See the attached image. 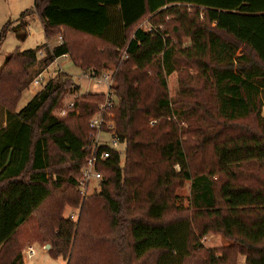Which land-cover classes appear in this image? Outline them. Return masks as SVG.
<instances>
[{
    "label": "trees",
    "instance_id": "obj_1",
    "mask_svg": "<svg viewBox=\"0 0 264 264\" xmlns=\"http://www.w3.org/2000/svg\"><path fill=\"white\" fill-rule=\"evenodd\" d=\"M31 17L40 20L45 40L62 32L61 43L41 61L46 46L16 50L5 57L1 80L40 62L44 70L64 55L81 71L97 73L116 61L114 101L103 115L125 144L124 164L117 154L99 164V192L81 203L77 180L88 157V125L103 95H82L59 118L53 112L64 96L79 89L65 73L20 112L15 109L27 84L0 90L9 108L0 128V264H24L16 236L38 212V233L27 241L42 248L47 242L48 252L65 264H235L237 255L245 264H264V0H34L3 25L0 47L8 33L25 41ZM73 37L95 43L90 56ZM181 38L189 39L187 47ZM178 55L200 62L201 78H210L219 132L206 139L199 128L179 134L169 121L176 116L190 124L211 113L198 99L168 100L166 77L178 70ZM195 136L211 145L210 165L222 179H215L198 147L182 140ZM185 183L186 207L176 195ZM66 206L80 207L78 222L62 216ZM99 216L101 227L90 221ZM209 234L230 243L205 250L200 241Z\"/></svg>",
    "mask_w": 264,
    "mask_h": 264
},
{
    "label": "rangeland",
    "instance_id": "obj_2",
    "mask_svg": "<svg viewBox=\"0 0 264 264\" xmlns=\"http://www.w3.org/2000/svg\"><path fill=\"white\" fill-rule=\"evenodd\" d=\"M34 0H0V30L3 27V25L7 21L14 22L16 21L20 14L26 10H29L33 7ZM35 19L32 22L29 20ZM28 35L25 41L20 42L12 33H8L4 42L2 43L0 47V67L2 66L5 57L8 55L14 53L16 50L19 52H24L28 50H34L37 47L40 46H46L45 49H42L41 53L42 57H45L46 50L51 51L54 46L61 43V36L62 32H58L56 37L49 38L48 40H45L44 32H43V26L40 22V20L37 17H31L28 20ZM143 28L149 27L148 24L143 23L141 25ZM187 28H184V33L181 32L179 35L186 34ZM72 41L82 50H84L86 46V56H90V50L95 47V43L91 40H88L86 38L80 39L77 37H73ZM189 45V39L187 38H181V46L187 47ZM240 52V51H239ZM238 52V53H239ZM39 60L41 61L43 58H40L38 56ZM175 62L177 63L178 70L173 73L172 75L166 77V96L168 100L174 103H179L184 100H200L204 102L205 104H202L204 109L210 110L211 113H207L208 115L202 116L201 119L198 121H192L187 123L186 121L178 120L176 116H172L169 121L176 123L178 133L184 134L188 131V129L193 128H199L201 130V136L202 138L206 139L207 137H210L213 135V133L219 132L217 128L214 127L213 121H216V116L214 113H212V110L215 109L216 106V99H214L213 90L210 87V78H201L203 67L200 64V62H195L194 60L188 61L185 56L178 55L175 59ZM116 61L111 62H105L103 65V68L100 71L106 72L109 74L113 79L114 75L116 73ZM157 66L155 67H149L147 69V73L149 77L153 78L154 73L156 72ZM40 64L37 63L35 65L29 66V67H20L17 70H14L10 73L8 78L10 80L3 81L0 78V90H2L3 93H6L8 89L11 87V85L14 83L17 87L26 85L24 91L22 92L21 98L17 102V106L15 111L20 112L32 99V97L40 91L44 85L51 79L55 78L58 73L60 74H66L69 78L72 79V83L74 85H78L80 88L77 90H72L67 95L64 96V99L62 101V106L59 109H56L53 112V115L55 117L58 112H60L62 109L65 108L70 103H73L74 100L78 99L82 95L85 94H101L103 95L104 87H95L94 83H90L86 81L85 75L89 71H81L79 68H77L70 58H59L56 63L51 64L49 67L44 69ZM24 75V76H23ZM39 75L41 77L39 78ZM38 79L39 85L34 86L33 82ZM114 82V81H113ZM24 85V86H25ZM114 85V83L112 84ZM113 87V86H112ZM186 90L188 95L181 96V91ZM192 92L197 93L196 95ZM197 101V100H196ZM199 102V101H198ZM200 103V102H199ZM175 109V107H174ZM177 110H179V105L176 107ZM9 110V108L4 105L0 101V128H2L5 125V115L6 111ZM98 112V111H97ZM96 112V113H97ZM104 113V112H103ZM208 116L209 118L205 117ZM261 118L264 119V104L261 108ZM211 118V119H210ZM112 121V120H111ZM151 123V122H150ZM149 125L152 127L154 125ZM247 126V125H244ZM248 127V126H247ZM225 137V134L223 135ZM229 137H233V134L229 133ZM182 140L188 141V145L191 147H198V154L202 158L203 162L206 165H210L212 163V151H211V145L207 144L208 141L201 144V137L195 136V137H183ZM222 140V139H221ZM124 144V143H123ZM122 154L119 156L120 164L123 166L124 164V154H125V144L122 149ZM87 160V159H86ZM86 163V162H85ZM211 169L215 171V179H222L223 175L216 172V168L212 167L210 165ZM175 172L177 173L179 171V168L177 166L174 167ZM210 170V169H209ZM260 174H264V169H259ZM219 183V182H218ZM100 183L93 185L92 190L90 192V196L92 194H96L99 192ZM94 190V191H93ZM176 195H178V201L183 204L184 207L187 206V200L189 196V186L187 183L184 184L183 188L178 190L176 192ZM88 197V196H87ZM86 197V198H87ZM81 199L82 201L86 200ZM81 205V204H80ZM79 211L80 207L77 206H71V207H65L63 210L62 216L64 218H69L75 222H78L79 218ZM39 216H41V213H36L32 220L24 226V228L19 232L18 237L16 236V240H21L23 242V249H22V256L25 252V249L27 247H32L36 251L35 257L28 259L25 255L23 256L24 264H65L64 260L62 258H55L53 257L49 252L48 249L45 248L46 245H49L47 242H44L43 248L38 244H31L27 241L28 238H30V235H35L38 233L37 225H39ZM94 225L102 226L103 218L102 217H96L95 219H90ZM178 234L177 239H181L184 235V231L182 229H178L176 231ZM23 240H22V239ZM229 241L224 239L219 234H209L208 236H205L201 239L200 245L205 250H219L221 248H225L229 245ZM218 254H220L218 252ZM173 259H176L175 254L173 255ZM195 257H199L198 254H195ZM168 264H179L178 260L175 262H169ZM235 264H245V258L242 255H237Z\"/></svg>",
    "mask_w": 264,
    "mask_h": 264
},
{
    "label": "built area",
    "instance_id": "obj_3",
    "mask_svg": "<svg viewBox=\"0 0 264 264\" xmlns=\"http://www.w3.org/2000/svg\"><path fill=\"white\" fill-rule=\"evenodd\" d=\"M38 56L43 58L41 53ZM61 58L67 59L68 57L64 55ZM40 77L41 75H39ZM84 77L86 81L94 83L95 87H104V104L99 107L98 112L90 119L88 125L90 130V144L87 149L88 157L77 180V191L82 199L89 196L93 185L100 183L102 180L101 174L97 171L98 165L110 159L113 154L121 156L124 146L123 142L116 135L114 122L106 120L103 115V112L109 109L114 101L112 91L113 78L106 72L97 73L94 71L87 72ZM33 85H39L38 79L33 82ZM72 107L73 103L68 104L56 116L64 117L67 110ZM150 124L153 125V122ZM24 254L28 259H31L35 257L36 251L32 247H27Z\"/></svg>",
    "mask_w": 264,
    "mask_h": 264
},
{
    "label": "water",
    "instance_id": "obj_4",
    "mask_svg": "<svg viewBox=\"0 0 264 264\" xmlns=\"http://www.w3.org/2000/svg\"><path fill=\"white\" fill-rule=\"evenodd\" d=\"M45 248L49 250L50 249V246L49 245H46Z\"/></svg>",
    "mask_w": 264,
    "mask_h": 264
},
{
    "label": "crops",
    "instance_id": "obj_5",
    "mask_svg": "<svg viewBox=\"0 0 264 264\" xmlns=\"http://www.w3.org/2000/svg\"><path fill=\"white\" fill-rule=\"evenodd\" d=\"M33 20H35V19H32V20L30 19L29 21H31V22H32ZM78 87H79V86H78ZM79 88H80V87H79Z\"/></svg>",
    "mask_w": 264,
    "mask_h": 264
}]
</instances>
